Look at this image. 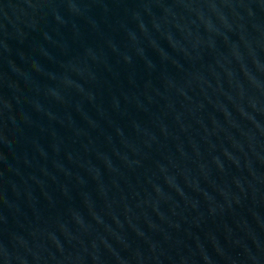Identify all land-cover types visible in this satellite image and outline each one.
<instances>
[{"label":"water","instance_id":"95a60500","mask_svg":"<svg viewBox=\"0 0 264 264\" xmlns=\"http://www.w3.org/2000/svg\"><path fill=\"white\" fill-rule=\"evenodd\" d=\"M0 264H264V0H0Z\"/></svg>","mask_w":264,"mask_h":264}]
</instances>
